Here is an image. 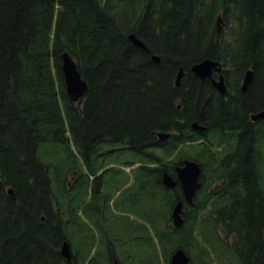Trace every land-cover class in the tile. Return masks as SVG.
<instances>
[{"label": "trees", "instance_id": "16d2710c", "mask_svg": "<svg viewBox=\"0 0 264 264\" xmlns=\"http://www.w3.org/2000/svg\"><path fill=\"white\" fill-rule=\"evenodd\" d=\"M64 51L87 82L77 100L65 90ZM206 57L234 66L238 80L252 68L247 90L229 103L217 91L205 98L209 87L189 66ZM180 66L192 81L175 86ZM179 99L185 114L174 108ZM249 106H264V0H0V264H169L179 247L193 264H235V255L238 264H264L259 190L252 199L233 187L199 191L184 204L182 223L172 224L182 194L162 182L163 171L182 157L212 162L215 154L208 140L185 152L201 136L184 128L157 135L179 115L237 121ZM239 164L248 167L242 155ZM70 169L77 177L68 179ZM209 173L236 183L219 168ZM89 192L93 225L79 213ZM132 209L138 220L123 214ZM63 240L70 261L59 251Z\"/></svg>", "mask_w": 264, "mask_h": 264}, {"label": "flooded vegetation", "instance_id": "af4514ba", "mask_svg": "<svg viewBox=\"0 0 264 264\" xmlns=\"http://www.w3.org/2000/svg\"><path fill=\"white\" fill-rule=\"evenodd\" d=\"M214 59V58H212ZM219 61V70L212 69L210 75H206L204 77H200L197 74H192L197 78L199 83L206 84L209 88L205 89L204 97L208 99L215 98L212 94V91H217L220 93L222 101H228V103L233 99L231 97L233 94L237 93L238 91L245 92L247 90V85L251 81L253 75L252 68H246L243 70L241 74V78L238 80L237 78V71L235 70L234 66H227L223 62L218 59H214ZM192 65V64H191ZM190 65V66H191ZM189 66V69H190ZM182 67V66H181ZM179 69V68H178ZM183 69V67H182ZM247 69H251L252 75L249 82L243 87V80L245 77V73ZM191 70V69H190ZM178 72V70H177ZM177 72H175L173 76V83L174 85H179L182 82L188 84L191 79V74L187 72V70L183 69L181 76L179 77L178 83H176ZM222 79L223 89L220 90L215 82L220 81ZM190 80V81H189ZM212 93V94H211ZM232 106L237 107H244L242 103H235ZM175 109H181L183 113H186V107H184L181 99H179L174 104ZM249 110L245 113H241L240 115L244 118V120H230L227 116H220L217 121L212 122L209 121L208 117L210 114H204V123L198 122L202 128H198L193 126V122L195 120H188L186 117L179 115L180 118L176 119L177 125L171 126L169 130L168 137H172L175 134L179 135V129H185L186 135H192L194 133L200 134V138L196 141H209L211 142V150L214 152L215 156L213 161L217 160V166L215 168H209L211 162V158H205L199 164L201 165V171L203 168L205 170L203 179L200 178V186L195 191V195L193 200L197 199V195L199 191L207 190L209 195L213 194L215 190L218 188H225L229 189L228 187H233L234 190H239L238 194L243 197L246 195L249 199L255 197L256 193L255 190L260 191L261 202L264 200V116H260L257 118H252L251 114L256 113L258 111L264 110V106L260 108H255L249 106ZM181 112V111H179ZM236 116V115H235ZM191 132V133H190ZM223 137L222 140L219 138ZM192 142V141H187ZM222 152L225 154L223 157L217 156L216 152ZM240 155H242V160L248 163V167L246 164H239ZM186 157L181 158V162H171L170 167V174H174V167L176 164H182V160ZM233 162V163H231ZM230 163V167L229 166ZM221 175H228L234 176L233 184L223 183L224 178L218 179L212 178L210 179L209 170L212 169L213 171H218ZM238 175L242 176V179L238 177ZM244 175H251V179L253 176H256L257 182L251 181L248 179L247 181H243ZM235 176L236 181H235ZM202 177V174H201ZM191 204V203H189ZM235 237V234L230 236V238ZM261 236L263 238L264 243V224L261 230ZM237 246H239L238 241H236ZM261 249V248H260ZM264 249V244H263ZM261 249V250H263ZM236 256V255H235ZM237 258V256H236ZM238 260V259H237ZM119 263V262H118ZM112 264H116L115 259H112ZM240 264V263H239Z\"/></svg>", "mask_w": 264, "mask_h": 264}, {"label": "water", "instance_id": "95a60500", "mask_svg": "<svg viewBox=\"0 0 264 264\" xmlns=\"http://www.w3.org/2000/svg\"><path fill=\"white\" fill-rule=\"evenodd\" d=\"M221 17L218 18V21ZM130 40L144 49H147L144 41L138 37L134 32L128 34ZM62 58V71L65 83V90L67 94L70 96L72 100L79 99L84 95V92L87 88V82L83 77H81L79 70L77 69L75 60L71 57V55L64 51L61 55ZM152 59L155 61H160L161 57L157 54H152ZM190 69L193 73L197 74L200 77H204L206 75H210L212 69L219 70V61L214 60L210 57H206L201 59L200 61L194 62ZM183 72L182 67L180 66L177 72L176 83L179 81V77ZM252 75L251 69H247L245 73V77L243 80V87L249 82ZM217 87L222 90L223 83L222 79L220 81L215 82ZM260 116H264V110L258 111L256 113L251 114L252 118H257ZM193 126L198 128H202V126L197 122H193ZM158 136L160 138L167 137L168 131H158ZM174 176L168 171H164L162 175V182L169 187L175 186L179 183L181 188L182 197L177 199L171 210V218L174 226L179 225L183 221V200L188 203L193 202V197L195 195L196 189L200 186L201 181L199 180L201 167L199 163L193 159L185 158L182 161V164H176L174 167ZM9 192H12V188H8ZM59 251L66 258V260L70 261L72 258V250L70 248L69 242L67 240H63ZM170 264H191L189 262V255L184 251L183 248H177L169 257Z\"/></svg>", "mask_w": 264, "mask_h": 264}, {"label": "rangeland", "instance_id": "374dc122", "mask_svg": "<svg viewBox=\"0 0 264 264\" xmlns=\"http://www.w3.org/2000/svg\"><path fill=\"white\" fill-rule=\"evenodd\" d=\"M197 143V141H194V142H188V143H185V144H183L181 147L182 148H184V150H185V152L187 151V152H191L192 151V145L193 144H196ZM223 150H221V151H219V152H216V154H217V156H219V157H223L225 154L222 152ZM80 167V166H79ZM127 168H128V166H126L125 167V169L127 170ZM105 169V168H104ZM101 170L102 169H100L98 172H97V175L99 174V173H101ZM103 171V170H102ZM77 175H78V171H73V169H70L68 172H67V176H68V179H71V178H73V177H77ZM83 180H86V178H82L81 179V182L83 181ZM100 180H102V177H98V178H96V179H93V178H90V185H92L93 187H96L97 186V183L100 181ZM216 180H218V178L216 179ZM125 187V186H124ZM123 187H120V188H118V189H116V191H115V193H114V196H117V195H120L121 194V192L123 191ZM89 190H90V188H89ZM90 197H91V199L92 200H94V198L95 197H92V195H90V192H89V194L85 197V199H84V201H82V203L84 204V207L87 209H80L79 210V213L80 214H82V216L83 217H86L87 219V222L89 223V224H91V225H93V223H94V219H93V213H94V207H96L95 206V204H94V202L92 201V200H90ZM80 202V201H79ZM90 202V203H89ZM87 204V205H86ZM121 206H123V205H121ZM82 207H83V205H82ZM121 210H122V208H121ZM125 211V210H124ZM123 211V212H124ZM123 214H128L130 217H134L135 219H139V215H138V213L135 211V209H132L131 211H127V212H125V213H123ZM122 219V217L119 219V220H121ZM93 229V228H92ZM220 229V228H219ZM100 232H101V230H100ZM93 234L94 235H98L97 234V232H96V230H94L93 229ZM202 234H203V229H202V227H197L196 228V235H197V239L198 240H202V242H204V239H203V236H202ZM222 236H224V232L223 231H221V233H220ZM95 246H96V244H95ZM234 259H235V264H238V263H236V256L234 257ZM238 261V260H237Z\"/></svg>", "mask_w": 264, "mask_h": 264}, {"label": "bare ground", "instance_id": "6f19581e", "mask_svg": "<svg viewBox=\"0 0 264 264\" xmlns=\"http://www.w3.org/2000/svg\"><path fill=\"white\" fill-rule=\"evenodd\" d=\"M171 220H172V218H171Z\"/></svg>", "mask_w": 264, "mask_h": 264}]
</instances>
